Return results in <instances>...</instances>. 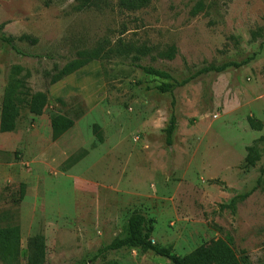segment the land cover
<instances>
[{"label":"rangeland","instance_id":"obj_1","mask_svg":"<svg viewBox=\"0 0 264 264\" xmlns=\"http://www.w3.org/2000/svg\"><path fill=\"white\" fill-rule=\"evenodd\" d=\"M109 1L114 9L0 0V36L37 39L14 40L20 53L0 39V108L14 64L29 72L31 92L47 95L40 115L23 109L15 130L0 132V226L19 225V264L36 233L45 237L44 264H172L137 247L92 260L124 234L134 210L152 219V239L178 255L220 237L246 264H264V189L229 203L264 167V0H151L133 12ZM258 27L263 34L253 38ZM118 39L148 49L139 60L135 51L109 52ZM169 45L173 58L160 55ZM91 48L99 50L95 59L50 82ZM138 63L168 71L173 92L158 91L161 79ZM224 63L222 71L197 72ZM61 113L77 117L53 140L50 119ZM251 145L259 159L245 167Z\"/></svg>","mask_w":264,"mask_h":264},{"label":"trees","instance_id":"obj_2","mask_svg":"<svg viewBox=\"0 0 264 264\" xmlns=\"http://www.w3.org/2000/svg\"><path fill=\"white\" fill-rule=\"evenodd\" d=\"M151 0H116L114 5L118 11L133 12L146 7ZM91 7L97 9L110 8L114 6L109 0H78L75 8L78 10L89 9ZM196 12V11H195ZM5 24L1 23L0 28ZM263 28L258 27L251 31L253 38L262 35ZM0 39L10 43L16 52L20 53L17 47L13 45L14 40L28 41L31 44L37 42L35 37L28 34H20L18 36H0ZM101 47V46H100ZM99 47V50L101 49ZM147 47L144 45L136 46L133 43H125L122 39H118L116 47L111 46L108 51L121 54H129L132 51L136 52L134 59L139 60V55L145 54ZM98 48L82 49L77 52V56L67 61L56 73L51 75L50 82L55 83L63 76L77 70L88 61L95 59L99 54ZM160 55L167 58L175 56V47L173 45L167 46L160 51ZM139 67L147 74L153 75L161 79L156 85V89L162 93H172L176 81L171 74L163 69L156 68L149 64L138 63ZM227 67V64L222 65H208L199 69L200 73L210 70L222 71ZM19 64L11 66L8 76V82L4 88L0 108V132H10L15 130L17 125V118L20 116L23 109H27L30 113L40 115L47 103V95L44 91L31 92L27 87V78L29 72ZM77 116H69L61 113L56 114L50 119L51 138L53 140L59 138L65 131H67L73 124ZM251 125L254 121L249 119ZM176 128V117L174 112L171 113L166 132V143L172 142V135ZM93 134L99 142H102L103 137L99 132V125L93 124ZM259 159V152L255 145L247 147V154L244 159V166L249 167L255 165ZM264 167L261 168V175L258 177L256 185L248 192L237 194L230 200L232 208L235 203L245 199L257 186L264 189ZM23 189H21V193ZM153 223L151 218H146L138 210L131 212L125 224L124 234L115 237L109 244L100 247L94 254L95 260L109 250H118L127 247H137L142 251L151 250L157 255L164 256L169 259L172 264H246L247 257L242 255L239 257L232 246L223 238L210 239L204 242L190 252L184 255H178L172 252L169 248L163 247L152 239ZM21 236L19 225L0 226V261L3 264H19L20 250H21ZM27 255L26 264H44L46 261V244L45 237L40 233L30 235L26 241ZM106 264H118L115 261H108Z\"/></svg>","mask_w":264,"mask_h":264}]
</instances>
